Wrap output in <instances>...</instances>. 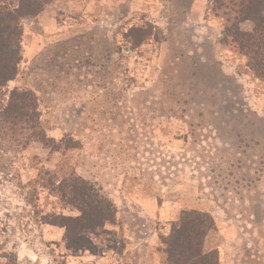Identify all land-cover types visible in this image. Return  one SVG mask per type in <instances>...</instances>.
<instances>
[{"label":"rangeland","instance_id":"1","mask_svg":"<svg viewBox=\"0 0 264 264\" xmlns=\"http://www.w3.org/2000/svg\"><path fill=\"white\" fill-rule=\"evenodd\" d=\"M16 7V0H0ZM229 0H54L21 21L19 73L49 146L0 120V264H167L183 212L209 213L208 262L264 264V81L232 43ZM253 21L238 23L253 31ZM237 28V27H236ZM137 43V40H141ZM81 178L115 219L66 242Z\"/></svg>","mask_w":264,"mask_h":264},{"label":"trees","instance_id":"2","mask_svg":"<svg viewBox=\"0 0 264 264\" xmlns=\"http://www.w3.org/2000/svg\"><path fill=\"white\" fill-rule=\"evenodd\" d=\"M14 8L0 2V89L16 78L21 62L20 39L22 37L21 21L38 16L45 5L54 0H16ZM226 15H232L234 31L230 34L236 50L247 58V67L257 79L264 81V0H229ZM253 21L255 27L251 32L238 29L240 21ZM237 27V28H236ZM141 43V40H137ZM36 97L30 91L14 89L9 92L6 106L0 113V120L8 127L12 136L23 137L25 147L30 140H36L49 146L48 138L40 121ZM57 192L74 203L81 215L62 218L61 225L66 229L65 240H82L86 232L104 228L115 219L116 206L100 196L95 187L81 178H66L59 183ZM215 227L212 216L206 212H183L178 223L167 237L162 239L167 253V264H219L208 262L204 253L205 239Z\"/></svg>","mask_w":264,"mask_h":264},{"label":"crops","instance_id":"3","mask_svg":"<svg viewBox=\"0 0 264 264\" xmlns=\"http://www.w3.org/2000/svg\"><path fill=\"white\" fill-rule=\"evenodd\" d=\"M220 253H221V258H220L221 264H229L230 261H229L228 257L222 254V253H224V250L221 249ZM148 263L152 264L151 259L148 261Z\"/></svg>","mask_w":264,"mask_h":264}]
</instances>
